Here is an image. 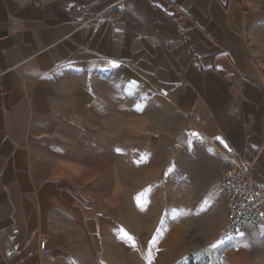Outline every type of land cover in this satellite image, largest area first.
Masks as SVG:
<instances>
[{
    "label": "crops",
    "instance_id": "1",
    "mask_svg": "<svg viewBox=\"0 0 264 264\" xmlns=\"http://www.w3.org/2000/svg\"><path fill=\"white\" fill-rule=\"evenodd\" d=\"M250 8L251 0H0V264H77L68 232L122 231L109 208L117 200L78 193L109 170L120 174L108 161L129 117L125 89L115 86V97L93 76L115 73L151 112L190 115L264 188V65ZM227 242L228 264H264V226Z\"/></svg>",
    "mask_w": 264,
    "mask_h": 264
},
{
    "label": "rangeland",
    "instance_id": "2",
    "mask_svg": "<svg viewBox=\"0 0 264 264\" xmlns=\"http://www.w3.org/2000/svg\"><path fill=\"white\" fill-rule=\"evenodd\" d=\"M250 11L253 52L264 65V0H251ZM113 75L93 76V83L115 97V86L125 89L119 95L129 116L125 140L108 161L120 174L109 170L78 193L103 203L117 200L109 208L122 231L68 232L77 264H228L229 244L217 240L228 208L221 178L231 166L222 143L208 138L190 115L151 112L145 94L126 92L131 85ZM117 183L122 190L116 191ZM105 246L112 252L107 256Z\"/></svg>",
    "mask_w": 264,
    "mask_h": 264
},
{
    "label": "built area",
    "instance_id": "3",
    "mask_svg": "<svg viewBox=\"0 0 264 264\" xmlns=\"http://www.w3.org/2000/svg\"><path fill=\"white\" fill-rule=\"evenodd\" d=\"M232 164L221 178L228 198V214L219 231L218 240L225 243L249 225L264 226V188L251 179L250 167L231 160ZM46 242H41L45 250Z\"/></svg>",
    "mask_w": 264,
    "mask_h": 264
},
{
    "label": "trees",
    "instance_id": "4",
    "mask_svg": "<svg viewBox=\"0 0 264 264\" xmlns=\"http://www.w3.org/2000/svg\"><path fill=\"white\" fill-rule=\"evenodd\" d=\"M225 77L227 76L226 74H223Z\"/></svg>",
    "mask_w": 264,
    "mask_h": 264
}]
</instances>
